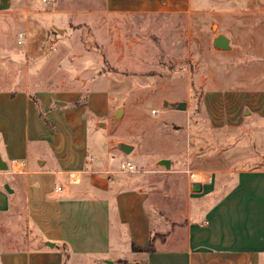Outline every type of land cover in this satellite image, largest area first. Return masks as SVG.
Returning <instances> with one entry per match:
<instances>
[{
	"label": "crops",
	"instance_id": "0c3cea01",
	"mask_svg": "<svg viewBox=\"0 0 264 264\" xmlns=\"http://www.w3.org/2000/svg\"><path fill=\"white\" fill-rule=\"evenodd\" d=\"M240 6L259 12L241 19L259 34L238 49L229 38L226 55L254 59L219 81L215 52L202 60L197 85L206 90L195 115L208 129L197 155L188 143L181 179L192 206L170 227L149 205V178L120 170L123 151L106 154L119 77L105 65L144 68L150 44L138 32L154 18L176 25L177 53L193 40L200 70L202 25ZM78 25L88 26L94 49ZM263 46L264 0H0V264H264Z\"/></svg>",
	"mask_w": 264,
	"mask_h": 264
},
{
	"label": "rangeland",
	"instance_id": "374dc122",
	"mask_svg": "<svg viewBox=\"0 0 264 264\" xmlns=\"http://www.w3.org/2000/svg\"><path fill=\"white\" fill-rule=\"evenodd\" d=\"M231 9L233 10L228 12L233 14L232 18L226 13L218 14V22L213 21L202 25L199 43L204 55H201L200 70H196L195 61L192 59L194 57L191 52L195 46L193 40L186 38L182 53H177L176 49L170 47V44L176 41L175 38L173 39V36L178 33L175 29L176 25L173 27V23L169 24L163 19L152 18L147 23L141 24L138 32L144 34L146 36L144 40L147 45L150 44L147 51H151L152 58L147 61V65L144 68L131 67V65L129 69L118 70L115 65L106 64V70L103 72L112 77H119L116 80L119 84L112 88L117 100L114 111L118 108L123 109L120 117L114 121L111 120L110 135L105 143L106 154L109 156L115 154L121 142L132 146L129 153L136 146L135 155L129 156V153L124 152L126 156L123 159L130 160L137 167L138 171L132 173L133 175L149 178V181L153 183L154 195L149 205H153V209L162 219H168L170 227L177 222L181 223L186 217L187 210L192 206L186 192V184L181 179L182 175H187L181 165L185 166L186 163L184 156L188 153V143H190V156L197 155L198 144L202 142V139L198 137L199 132L205 133L208 129L202 119H198V115H195L201 111L200 100L206 90L197 85L199 79L207 74V61L202 62V60L212 58L215 52L216 63L213 68H215V79L219 81L224 80V74L227 71L236 72L247 56L251 61L254 59L252 54L228 56L226 54H230L229 49L218 48L211 44V39L221 33L230 38V43L238 49L242 43L246 42V37L259 34L258 29L254 28L255 23L241 22V19L253 18L259 14L256 8L240 6ZM183 25L187 27L186 22ZM193 26L196 27V24ZM76 27L81 29L80 37L85 47L94 49L95 42L88 26ZM172 29L174 32L171 31ZM178 29L180 30L181 26H178ZM172 32L174 35L169 34ZM46 47L47 45L44 49ZM261 49L264 50V46ZM178 58L182 61H178L179 64L173 63V59L178 60ZM150 67H152L151 70H148ZM169 77L174 85H167L166 80ZM260 78L264 76L261 75ZM165 101L167 104H164ZM179 101L185 102L184 110L169 105L171 102ZM159 114H190V117L165 121ZM189 128L193 133L190 142L188 141ZM178 142L181 143L180 145H185L183 157L176 150ZM157 157L168 160L171 158L173 162L170 163L169 168H165L162 164L155 162ZM155 235L159 237L163 233Z\"/></svg>",
	"mask_w": 264,
	"mask_h": 264
},
{
	"label": "water",
	"instance_id": "95a60500",
	"mask_svg": "<svg viewBox=\"0 0 264 264\" xmlns=\"http://www.w3.org/2000/svg\"><path fill=\"white\" fill-rule=\"evenodd\" d=\"M213 45L218 47V48L228 49V48H230L229 38L226 35L219 33L213 38ZM164 104H167V102L165 101ZM169 105L176 108V109H179V110H184L186 108V104L183 101L171 102ZM122 111H123L122 108L116 109L113 112L112 121H114L118 117H120L122 115ZM118 148L125 153H129L132 150L131 145L123 143V142L118 144ZM158 163L162 164L165 168H169V166H170V160H168V159H160L158 161ZM3 168H5V167L2 165V161L0 160V169H3ZM5 188H7V187L5 186ZM105 264H114V262L111 260H105ZM128 264H134V263L129 262Z\"/></svg>",
	"mask_w": 264,
	"mask_h": 264
},
{
	"label": "built area",
	"instance_id": "2783aa9c",
	"mask_svg": "<svg viewBox=\"0 0 264 264\" xmlns=\"http://www.w3.org/2000/svg\"><path fill=\"white\" fill-rule=\"evenodd\" d=\"M18 37H19V39H21L23 37V33H19ZM111 157H112V159L114 158L113 155ZM119 167H120L121 171H125V172H137L138 171L135 164L133 162H131L130 160L120 161ZM56 189L60 190V187L58 186Z\"/></svg>",
	"mask_w": 264,
	"mask_h": 264
},
{
	"label": "trees",
	"instance_id": "16d2710c",
	"mask_svg": "<svg viewBox=\"0 0 264 264\" xmlns=\"http://www.w3.org/2000/svg\"><path fill=\"white\" fill-rule=\"evenodd\" d=\"M155 236V237H154ZM151 239H150V241H149V243H148V245H147V247H146V249H147V251H151V250H153L154 249V246H153V241H154V239L156 238V235H154ZM164 235H161V236H159V237H163Z\"/></svg>",
	"mask_w": 264,
	"mask_h": 264
}]
</instances>
